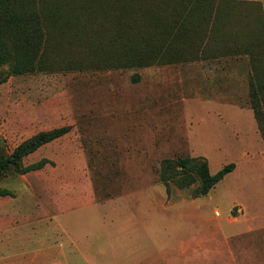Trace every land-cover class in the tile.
Wrapping results in <instances>:
<instances>
[{
    "label": "rangeland",
    "instance_id": "374dc122",
    "mask_svg": "<svg viewBox=\"0 0 264 264\" xmlns=\"http://www.w3.org/2000/svg\"><path fill=\"white\" fill-rule=\"evenodd\" d=\"M44 2L71 24L48 40L53 70L0 82V144L72 130L25 158L44 168L0 177L13 193L0 195V264H264V139L238 46L264 37V0H213L204 11L221 19L201 28L206 41L148 67L100 61L85 25L101 34L103 16L86 0ZM179 156L236 167L206 195L168 192L160 162Z\"/></svg>",
    "mask_w": 264,
    "mask_h": 264
},
{
    "label": "trees",
    "instance_id": "16d2710c",
    "mask_svg": "<svg viewBox=\"0 0 264 264\" xmlns=\"http://www.w3.org/2000/svg\"><path fill=\"white\" fill-rule=\"evenodd\" d=\"M86 1L83 7L87 11L103 16L104 28L100 34L101 27L91 22L85 25L100 39L99 47H95L94 34H91L88 43H93L91 49L102 63L118 67H148L157 62L180 61L185 48L193 49L206 41L201 28L206 26V32L208 24L217 25L221 19L218 13L204 11L213 0H195L194 4L191 0ZM58 10L56 5L44 0H0V82L7 81L11 75L53 70L54 45L48 40L56 34L64 36L72 20L61 21ZM233 13L230 9L229 17ZM235 37L240 39V33ZM263 43L262 34H256L250 44L238 46L243 50L241 53L250 55L254 67L250 75L251 103L264 139V65L261 66L264 56L256 49ZM196 52L197 49L193 54ZM71 130V125H65L39 131L9 152L0 144V177L8 172L26 174L44 168L49 159L26 164L25 158ZM235 167V163H229L212 173L203 156L165 158L160 162L159 178L168 192L172 184L178 188L197 184L195 195H206ZM12 194L8 189H0V195Z\"/></svg>",
    "mask_w": 264,
    "mask_h": 264
},
{
    "label": "crops",
    "instance_id": "0c3cea01",
    "mask_svg": "<svg viewBox=\"0 0 264 264\" xmlns=\"http://www.w3.org/2000/svg\"><path fill=\"white\" fill-rule=\"evenodd\" d=\"M240 210H242V209H240ZM228 221L231 222L229 218H228ZM263 227H264V226L259 227L258 230H263V229H264ZM252 230H253V229L251 228V229L248 230V232H252ZM139 257H140L141 259L143 258L142 256H139ZM139 257H138V258H139ZM153 257H154V255H153V256H149V255H148V256H146L145 258H143V260H144V259L149 260V258H152V259H153ZM140 258H139V259H140Z\"/></svg>",
    "mask_w": 264,
    "mask_h": 264
},
{
    "label": "built area",
    "instance_id": "2783aa9c",
    "mask_svg": "<svg viewBox=\"0 0 264 264\" xmlns=\"http://www.w3.org/2000/svg\"><path fill=\"white\" fill-rule=\"evenodd\" d=\"M216 214L219 215V212H217Z\"/></svg>",
    "mask_w": 264,
    "mask_h": 264
}]
</instances>
